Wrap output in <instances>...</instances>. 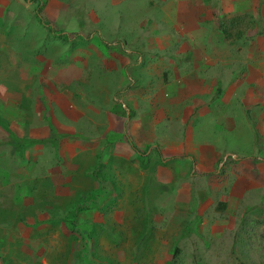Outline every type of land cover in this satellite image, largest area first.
Here are the masks:
<instances>
[{"label": "rangeland", "instance_id": "rangeland-1", "mask_svg": "<svg viewBox=\"0 0 264 264\" xmlns=\"http://www.w3.org/2000/svg\"><path fill=\"white\" fill-rule=\"evenodd\" d=\"M175 7L178 13L174 9V13L161 14L162 24L156 25L154 15L160 14V9ZM241 13L257 17V29L247 32L245 40L226 43L218 33L219 23ZM170 15L178 17L176 24V19L169 22ZM190 29L198 30L199 38L189 34ZM202 33L206 38L203 43L209 38L212 43L203 45ZM55 35L65 36L67 41ZM153 38L161 40L157 43ZM112 40L124 42L140 55L152 56L153 70L142 63L131 75L145 73L146 84L137 89L148 88L152 96L161 99L175 97V92L169 91L170 87L159 89L160 78L165 82L168 75L172 78L168 83L176 86L177 76L188 72L192 76L199 69V79H209L211 87L195 93L191 96L195 100L186 105L204 111L203 118L208 120L204 121L205 132L210 136L196 128L189 139L202 143L206 152L213 140L219 151L236 156L235 161L225 158L219 171L216 161L210 172L200 166L194 179L187 160L173 162L174 177L170 171L159 177L156 168L164 165L149 148L142 163L133 155L122 161L132 172L120 170L121 162L106 161L105 155L112 157L116 142H126L124 134L132 141L124 132L114 136L110 131L102 138L106 118L97 120L95 107L89 108L95 98L110 96L114 84L126 81L121 65L111 58L102 61L110 52L125 55L118 45L106 47ZM7 48L12 49V55ZM99 52L101 60L90 61L88 55ZM125 70L129 71L128 66ZM0 89L14 92L7 101L9 113L24 108L25 115H15L11 121L27 120L29 127L36 128L40 126L36 116L40 109V121L47 123L50 132L48 138L35 140L44 142L30 145L22 153L23 160L14 152L16 139H33L15 134L21 130L9 129L14 139L8 137L0 143V192L8 194L10 205L0 217V229L9 230L7 239L0 233V264H79L80 259L90 264H169L174 247L178 248L176 264H264V161L257 160L264 158V0H0ZM3 95L0 90V99ZM20 97L21 102L15 104ZM43 100L48 102L46 109ZM57 103L68 112L59 110ZM75 114L79 117L73 121ZM46 115L58 121L55 127L49 119L44 120ZM225 115L235 122V128L211 133ZM88 119L93 125L84 131ZM58 125H64L65 131L58 133ZM80 132L92 140L79 139ZM175 139L174 134L168 142ZM77 143L85 146L94 164L83 176L71 180L66 178L70 172L62 171L60 145L65 158L73 154L81 160L85 153ZM149 143L157 146L154 141ZM38 144L45 161L54 163L56 170L49 174L46 170L52 165L46 163L34 167L39 182L18 179L29 176L27 169L20 172V166L32 164V147ZM247 158L254 168L243 166ZM168 161L164 164H171ZM60 182L78 197L62 199L67 193ZM22 183L25 191L20 196ZM236 194L240 196L236 198ZM40 198L49 199L50 217L28 216L27 203ZM218 202L226 203L223 212L214 209ZM70 211L75 217L73 225L88 230L84 247L62 224L69 221ZM79 255L83 256L77 259Z\"/></svg>", "mask_w": 264, "mask_h": 264}, {"label": "crops", "instance_id": "crops-1", "mask_svg": "<svg viewBox=\"0 0 264 264\" xmlns=\"http://www.w3.org/2000/svg\"><path fill=\"white\" fill-rule=\"evenodd\" d=\"M174 9H175V12L177 11L178 13V7H175L172 10H167L165 8L160 9L161 13L154 15L156 25L157 23L162 24L161 14L166 15L167 13H170V12L174 13ZM154 12H156V10H154ZM177 19L178 17L176 18L170 15L169 22L171 23L173 22V20H175V24H176L178 22ZM190 30L191 31L189 32V34H194L197 37V33H199V31L196 29L195 30L190 29ZM188 31L189 29L187 30L186 33H188ZM197 38H199V36ZM188 39L190 40L191 38L188 37ZM195 39H193L190 42V44ZM153 40L154 42L158 43L160 42L161 39L159 40V39L153 38ZM201 40H202L203 45L204 44L209 45V41L212 43V40L210 38L207 43H203L204 40H206L203 33L201 35ZM102 43L105 44V42H102ZM106 45H107L106 47L118 45L120 51H122L125 55H121L115 52H110L109 55L103 56V55H100V52H99V55H88L89 59L92 58L96 62H98L99 60H101V57L103 56L102 61L105 62L108 60L107 58H111L113 61L121 65L122 69L124 70L125 76H126V81L119 82L118 86L114 84V86H112L113 91L112 93H110V96L108 97L102 96V98L101 99L99 98V100L98 98H95V102L93 103L94 106L89 107L91 110H94L93 108L95 107L94 111L96 113L97 120L98 118L101 119L102 117L106 118L105 123L103 124L105 126V130H103L102 132V138L103 136H105V134H108V132L110 131L114 136H117L116 135L117 133L124 132L130 135V137L132 138V141L135 142L136 144L135 147H137V149L141 148L142 150H148L149 148L150 149L149 153H151L152 151L157 152L158 155H160V158L162 161L161 164L164 165V166H160L156 168V174L159 177L160 176L164 177L163 172L165 171H168V172L170 171V174L172 175L171 177H173L172 172H173V167L175 165L173 166L172 164L173 162L179 163V159L189 161L191 166L195 168V171H198L199 167L202 166V167H206L207 172H210V167L215 161L217 162L216 169H218V171H219L220 165L222 164L221 165L222 167L226 163L225 158H229L231 161H235L234 157L236 156L232 155V153H229V152L223 153V151H219L218 148H216V146L214 145L213 140L211 141L210 144L207 143L210 151L206 152L202 143L201 144H199L198 142L195 143L194 141L192 142L189 139V136H190L189 134L193 133L196 128H199L198 132L202 133V135L206 136V133H207L210 136V134L207 131L205 132L206 124L204 121H208V120H205L203 118L204 117L203 114H205L204 111H202V109L200 108L191 110V108L188 107V105L190 104L186 105L187 103L193 102L195 100V97H191V96H194L195 93L205 91L207 89H210L211 87L209 79L208 81L199 79V75H200L199 69L197 70L195 69L192 76H189L191 75L189 72L186 73V76L176 77L174 75L177 78L176 86L173 83L172 84L168 83L169 81L171 82V79H172L171 77L169 78L168 75H167L168 80L165 78V82L163 78H160L159 83L157 84L159 89L166 91V88L170 87L169 91L175 92V97L171 95V97L167 96V99H161L159 96H152L148 92V88L140 89L146 84L147 78H146L145 73L142 72L141 75L137 74L136 77H132L131 75L134 71L139 70L138 68L142 63L146 64L147 70L148 69L153 70L154 65L149 62V60L151 59L150 57H152L151 55H140L133 49L131 50V49L126 48L124 46L125 43L119 40H116V41L112 40L110 43H107ZM95 46H97V44H95ZM164 47L165 45H163V48ZM7 49H8L9 54L12 55V51H11L12 49L11 48H7ZM126 66H128V70H129L128 72L125 70ZM22 72H24L23 69L20 73V76H22L21 75L23 74ZM205 81L208 82L207 88H206L207 82ZM138 87L140 88L137 89ZM148 87H150V85H148ZM159 89L157 91L158 93H161ZM174 89L175 91H173ZM0 90L4 94L3 97H1L2 100L0 99L2 101L0 102L1 103L0 104V116H1V120H3V123L8 122V124L4 123L5 127L0 126V141H1L0 143H5L8 141L7 131L9 129L13 132L16 130H21V132L16 131L15 134H19L22 137L31 138L33 140H43V138H48V136H50L47 123L45 124L44 122L40 121V119L43 118L40 109L36 113L37 120L39 121L40 126H37L36 128L29 127L28 125L30 122H28L27 120H26L27 122L24 121L23 119L18 120V121H11L12 119H14L13 117L15 115L16 117L22 118L25 115L24 108L22 106L20 108H17L14 114L9 113L8 107H7V101L9 98H11L14 92H12L11 94H8L7 91L3 89H0ZM45 98H47V96ZM20 102H21V97L18 100V102L15 101V104L20 103ZM47 103L48 102L46 100H43V104H42L43 108L46 109L48 107L46 105ZM108 103H109V106L106 107ZM56 105L59 110L61 111L66 110V112H68V109L66 106H61V104H58V103ZM108 108H109V111H108ZM205 111L207 110L205 109ZM9 114L12 116L9 119H6V117L10 116ZM67 114L69 115L70 113H67ZM77 117H79V114L78 115L75 114L74 116H72V120L75 121ZM48 119L50 123L55 127V125L57 124L56 122L58 121H56L53 116L46 115L44 120L48 121ZM160 120H162V124H159ZM86 124L87 125L84 127V131L90 130L93 125L91 122H89V119L87 120ZM218 124L220 127H218L216 130L215 129L211 130V133L219 134L221 131L231 132L235 128L234 126L235 122L230 120L226 115L224 116V121H219ZM100 125L102 124L100 123ZM239 126L242 129V126L241 125ZM57 129L60 130L58 133L65 131L64 125L62 126L58 125ZM72 132H73L72 129H69V133H72ZM174 134H175V138H178V139H175V142H168V139L172 138ZM79 139L92 140V136L84 135L80 132ZM111 140H114V139H111ZM150 140L157 143L158 147L155 144L149 143ZM77 144L79 145V143ZM86 144L89 145L88 143ZM35 146L36 147L34 146L32 147V149H35L33 151L34 155L30 157L32 164L29 165L27 163L28 166L26 167V163H22L20 166L22 168L20 172L22 173L27 169L29 176L18 178L22 180L23 179L27 180L28 182H31V183L39 182L37 175L34 173L35 166H38L41 168L43 164L46 165V163H50L52 166L47 168L46 171L50 174L56 170V168L53 167L55 165L54 163L50 162V160H48V162L45 161L44 155L42 153L43 148L40 146V144L35 145ZM61 148H62V145H60V151L63 157L61 161L62 171L64 173L70 172V175L66 177L67 179L75 180L77 177L83 174V171H86L87 169L93 166L94 163L92 159L90 158V156L88 155L89 153L86 152L85 146L83 145L77 146V148L80 151L85 153V156H84L85 160L83 159L84 157H82L80 160L77 156L73 154H71L70 158H65V154L62 152ZM96 149L97 147H95L94 150ZM113 151L114 153L111 155L112 157H110L109 154L105 155L107 156L105 160L109 161L110 159L114 161L115 163L121 162L120 167H119L120 170L124 168V170H127V171L129 170L132 172V168L130 165L122 163V161L127 162L125 161V159L127 160L131 158L132 152L129 148V145L124 141L116 142L113 146ZM27 152L25 153L26 161H28V157L26 155ZM241 153L242 152H240V154ZM203 155H206L208 157H204ZM105 156L103 158H105ZM162 156H164L165 158H163ZM42 157L44 158V160L42 159ZM168 159H170L171 161H168ZM257 160L261 162V161H264V158L263 159L258 158ZM139 161H142V159L140 158ZM164 161L165 162L168 161L169 163L171 162V164H168V163L164 164ZM198 161L200 165L198 164ZM247 162H248V158L246 161L243 162L244 167L247 166L249 169L254 168L253 165L255 164L250 165ZM133 165L134 164H132V166ZM192 171L193 170L190 169V172ZM31 172H32V176H31ZM169 179L170 177L168 176L166 181ZM64 183L60 182L59 186H62ZM63 186L66 189L65 193L67 194H63L61 197L62 199L64 200L67 198L72 199L73 197L77 196L76 194L73 193V191L70 193L67 190V187L69 188L68 185L67 186L63 185ZM24 187L25 186L23 183L22 185H19L18 187L19 188L18 190L20 191V196L24 195V191H25ZM92 187H96V185L92 184ZM80 190L81 189H78V191ZM239 196L240 194H236V198H238ZM8 198H9L8 194H6L3 191L0 192V217L3 215H6L8 212V207H10V205H8V202H9ZM48 202H49V199L47 198H44L43 200H41L40 198V200L38 199L36 200V202L34 200L29 201L27 203L28 206L25 207L26 208L25 212L28 214V216H31V217H33L32 215H35L37 219H42L44 216L48 218L50 217L49 215L51 213L50 211L51 206L47 204ZM41 204L44 205L45 207H42ZM253 217L256 218L255 216ZM8 232L9 230L7 229H4V230L0 229V233L3 235L2 238L4 239H7ZM2 238L0 237V242L2 241Z\"/></svg>", "mask_w": 264, "mask_h": 264}, {"label": "trees", "instance_id": "trees-1", "mask_svg": "<svg viewBox=\"0 0 264 264\" xmlns=\"http://www.w3.org/2000/svg\"><path fill=\"white\" fill-rule=\"evenodd\" d=\"M40 4V3H39ZM36 19L41 23V19L38 18V15H36ZM257 17H254L250 14H242L239 16H234V17H230L228 19H225L223 22L219 23L218 26V31L219 33L222 35L223 39L229 43H234L236 41L239 40H245L243 38H245V34L249 31L255 30L257 29ZM49 30L50 33H52L51 28H47ZM258 34H262L261 32L257 31ZM55 37L59 40L62 41H67L65 36H61V35H55ZM0 126L1 127H5V124L3 122H0ZM8 137H12L14 139V135L12 134V132L10 130L7 131ZM52 135V133H51ZM126 143L131 146V149H134L136 151V148L134 147L133 144H131L130 139L128 138V136L125 134L124 138ZM122 140V139H121ZM39 142H44V141H35V140H30V139H20V141H18L16 139V144L14 145L15 149L14 152H17L18 155L21 157L22 153L30 146ZM78 207L75 206L74 209H77ZM225 208V202H218L215 206V210L222 212ZM79 209V208H78ZM73 211H70V213L67 214V217L69 218V221L64 222L63 221V225L66 227V230H68V232L71 235H75L76 237L79 238V241H81V243H83V247L84 245H86V243L84 244V241L86 239L87 236V232L88 230H86L85 228H81L80 226L77 225H73V221H71L72 219L74 220L75 217L72 214ZM49 220L46 222L48 223ZM45 223V222H44ZM39 224H43L42 222H40ZM82 245V244H81ZM79 253H82L81 251ZM81 256L83 255H79L77 257L81 258ZM178 256V248L174 247V249L172 250L171 253V258L169 260V264H176V259ZM86 258V257H85ZM79 264H90L91 262H88L86 260L80 259L78 260Z\"/></svg>", "mask_w": 264, "mask_h": 264}, {"label": "clouds", "instance_id": "clouds-1", "mask_svg": "<svg viewBox=\"0 0 264 264\" xmlns=\"http://www.w3.org/2000/svg\"><path fill=\"white\" fill-rule=\"evenodd\" d=\"M242 14H250V13H241V14H238V15H235V16H239V15H242ZM251 15V14H250ZM232 17H234V16H232ZM255 17V16H254ZM228 18H230V17H228ZM227 18V19H228ZM219 26V25H218ZM217 30H218V27H217ZM52 33H53V31H52ZM218 33H219V31H218ZM220 34V33H219ZM221 35V34H220ZM247 35H245V38H243V39H246L247 37H246ZM221 37H222V35H221ZM223 38V37H222ZM224 40V39H223ZM225 41V40H224ZM239 41H242V40H239ZM239 41H236V42H239ZM226 43H229V42H227V41H225ZM125 135V134H124ZM131 140V139H130ZM131 142V144H133L132 143V141H130ZM134 147H135V145H134ZM129 148H130V150H131V152H132V155H133V157L134 156H139V160H140V158L142 159V161H140V163H142V162H144L145 161V158H144V155H145V151L146 150H143V151H140L139 149H137L136 147V151L134 150V149H131V146H129ZM160 156V155H159ZM18 158H19V160H20V156H18ZM21 158H22V160H23V155L21 156ZM181 161H183L182 159H179V162H181ZM190 169H192L193 171L191 172V177H192V179H194V176H196L197 175V173H196V171H195V168L194 167H192L191 166V168ZM195 172V173H194ZM205 175H208V173H205ZM173 177H174V173H173ZM205 177V176H204ZM183 177H181V178H179L178 180H176L177 182H180L181 181V179H182ZM226 205V204H225ZM224 211V210H223ZM222 211V212H223ZM219 212V211H218ZM151 228H153V226H151ZM132 229H141L140 227H138V226H133V228ZM153 230H151L150 232H149V234L150 235H152L153 234ZM141 239V238H140ZM88 262H90V261H88Z\"/></svg>", "mask_w": 264, "mask_h": 264}]
</instances>
